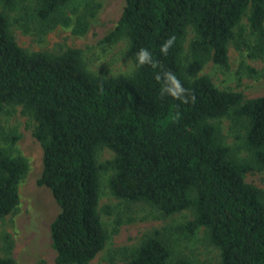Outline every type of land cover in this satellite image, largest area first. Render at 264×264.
I'll list each match as a JSON object with an SVG mask.
<instances>
[{
    "label": "trees",
    "instance_id": "1",
    "mask_svg": "<svg viewBox=\"0 0 264 264\" xmlns=\"http://www.w3.org/2000/svg\"><path fill=\"white\" fill-rule=\"evenodd\" d=\"M1 1L5 10L17 7L16 0ZM28 1L15 18L23 30L43 34L71 25L66 8L73 0ZM100 6L88 0L72 33L83 35ZM5 10H0V115L19 105L34 121L33 136L42 148L38 183L50 189L59 207L50 224L56 264H88L105 247L102 170L112 171L108 187L117 198L149 204L164 215L193 211L177 229L191 235L203 228L219 251L216 264H264V188L244 180L246 173L264 171V95L247 98L199 75L209 60L228 67L230 44L264 61V0H124L102 41L113 44L126 36L134 70L113 77L89 71L77 47L58 53L23 48ZM188 27L194 37L183 62ZM169 38L173 43L165 55L160 47ZM140 48L150 50L151 64L136 66ZM247 71L264 77V70L247 66ZM166 73L179 80L187 99L161 95ZM221 117L238 130L243 159L234 157L213 121ZM17 138L0 133L11 143ZM102 147L114 156L100 163L96 154ZM27 170L22 155L0 146V217L17 207ZM1 240L0 264H20L11 236L5 233ZM122 264L202 263L174 251L164 230L153 229Z\"/></svg>",
    "mask_w": 264,
    "mask_h": 264
},
{
    "label": "rangeland",
    "instance_id": "2",
    "mask_svg": "<svg viewBox=\"0 0 264 264\" xmlns=\"http://www.w3.org/2000/svg\"><path fill=\"white\" fill-rule=\"evenodd\" d=\"M13 10H5L0 0V10L9 16L10 27L20 46L28 51H48L58 53L68 46L80 48L85 67L99 76L113 77L131 74L134 64L128 50V39L121 37L113 44L103 42V37L113 29L124 7V0H94L101 6L91 18L89 27L83 35L72 33L75 16L81 13L88 0H73L66 8L71 25H56L52 30L37 34L33 27L23 30L15 18L21 12L22 4L28 0H16ZM73 8H76L75 10ZM194 37L191 27L187 28L183 43V62L189 56L188 44ZM247 50H239L229 45V65L222 67L211 60L207 61L199 75L209 76L215 86L242 92L245 97L264 95V77L251 75L247 66L262 72L264 61L251 59ZM221 129L224 142L238 159L245 157V151L238 148L241 139L239 132L232 128L230 119L221 117L213 120ZM34 121L21 106H8L0 115V133L8 136L18 135L15 142L0 139V146L7 147L11 154L22 155L28 170L19 185L20 201L11 213L0 217V254H3L1 237L7 233L13 240L12 255L20 264H34L43 260L45 264L55 263V251L51 246L50 224L59 207L50 189L38 183L42 173V148L33 136ZM241 132V131H240ZM2 138V137H1ZM114 153L107 147L98 149V162L112 159ZM112 171L100 172L99 209L108 237L104 249L88 264H122L125 257L136 247L145 232L153 229L164 230L171 240L174 251L181 252L197 263L216 264L218 249L211 245L203 228L191 235H184L177 227L190 220L194 213L183 210L172 215H164L153 206L141 202H130L111 194L108 180ZM244 180L264 188V171L249 172Z\"/></svg>",
    "mask_w": 264,
    "mask_h": 264
},
{
    "label": "clouds",
    "instance_id": "3",
    "mask_svg": "<svg viewBox=\"0 0 264 264\" xmlns=\"http://www.w3.org/2000/svg\"><path fill=\"white\" fill-rule=\"evenodd\" d=\"M173 43V38L167 39L164 43H162L160 47V52L162 54H167L168 49L171 47ZM136 60L135 64L137 67L143 66L145 64H151L152 60V53L147 48H140L136 53ZM158 79L161 77L158 76ZM164 85L161 89V95H170L177 99H187L185 96V92L187 91L179 82V80L172 74L166 73L163 77Z\"/></svg>",
    "mask_w": 264,
    "mask_h": 264
}]
</instances>
